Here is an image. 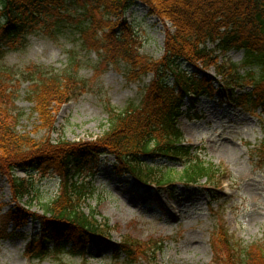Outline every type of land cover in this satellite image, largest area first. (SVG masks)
Instances as JSON below:
<instances>
[{
  "label": "trees",
  "instance_id": "obj_1",
  "mask_svg": "<svg viewBox=\"0 0 264 264\" xmlns=\"http://www.w3.org/2000/svg\"><path fill=\"white\" fill-rule=\"evenodd\" d=\"M138 2L165 26V51L159 60L141 53L139 35L122 19ZM66 28L80 35L82 49L99 55L100 64H123L130 81L149 74L153 79L139 105L107 107L108 128L96 139L55 140L51 134L56 131L59 108L88 88L77 75L80 68L73 56L62 74L38 70L28 96L38 128L45 132L38 139L17 130L21 114L16 113L15 93L7 81L16 73L0 64V173L8 178L14 201L43 202V215H32L41 219L42 245L32 241L28 248L29 254L42 258L49 242L56 255L69 247L84 254L91 239L109 236L108 223L99 222L94 212L88 214L84 208L95 194L88 177L97 171L101 156H113L115 173L132 176L148 192L165 185L172 188L176 180L187 185L212 180L215 165L182 143L177 122L186 100L195 104L203 96L230 98L248 111L264 109V0H0V61L23 47L33 33L56 38ZM231 51H243L241 64L224 59ZM187 63L195 69L187 68ZM211 67L215 77L209 73ZM248 87L252 91H237ZM260 146L264 153V141ZM155 160L179 162L183 169L176 173L174 168L149 162ZM19 168L28 174H58L62 191L44 202L32 179L17 176ZM6 215L1 238H6L7 223L19 218L20 207L15 205ZM159 249L156 241L126 237L115 254L116 259L124 255L135 262L147 256L152 260ZM213 250L212 264H264V243L234 245L224 226L213 238ZM81 264H89L88 259Z\"/></svg>",
  "mask_w": 264,
  "mask_h": 264
},
{
  "label": "rangeland",
  "instance_id": "obj_2",
  "mask_svg": "<svg viewBox=\"0 0 264 264\" xmlns=\"http://www.w3.org/2000/svg\"><path fill=\"white\" fill-rule=\"evenodd\" d=\"M122 19L139 35L142 54L161 59L166 37L162 21L149 15L143 3L131 7ZM71 56L79 65L77 75L86 81L88 90L59 108L56 131L51 134L55 140L61 136L69 141L96 139L108 128L107 107L123 109L140 103L153 79L149 75L140 82L130 81L123 64H100L96 52L81 48L80 35L72 28L64 29L56 38L43 32L33 33L23 47L7 53L0 61L16 73L7 81L9 90L15 93L16 113L21 114L17 130L31 132L38 139L45 137V132L38 128L37 116L32 114L30 86L38 70L62 74L70 65ZM229 58L241 62L243 52H232ZM210 72L215 75L214 67ZM191 113L197 115L181 121L185 140L195 146L204 145L206 151L201 157L215 165L216 172H222L215 177L222 185V196L207 191L205 186L187 188L177 181L175 199L166 192L160 196L162 202H156L132 177L117 175L113 170L114 158L103 155L92 180L96 193L84 207L87 212H94L98 220L108 222L112 227L110 235L91 241L85 254L69 247L56 255L49 249L43 258L30 256V262L29 243L34 238L37 244L41 243V219H32L33 214L43 215V202L38 197L47 202L57 196L62 191L61 177L42 171L28 174L19 168L17 176L32 179L38 190V199L31 203L28 198L14 201L8 178L0 173V229L5 227L6 214L15 205L20 207L19 218L7 223L6 238H0V264H81L83 257H87L89 264H148L147 259L134 263L125 257L116 260L113 250L125 236L144 242L161 241L163 249L157 251V264H212L213 238L222 226L229 227L234 239L240 240L237 246L241 242L244 246L264 242V153L260 152L264 114L261 109L249 113L230 101L220 103L206 97ZM182 169L177 165L174 171Z\"/></svg>",
  "mask_w": 264,
  "mask_h": 264
}]
</instances>
